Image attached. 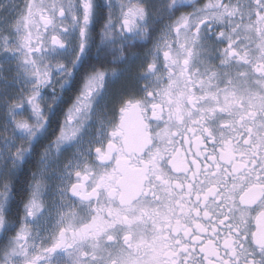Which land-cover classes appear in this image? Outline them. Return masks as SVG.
Returning <instances> with one entry per match:
<instances>
[{
  "label": "flooded vegetation",
  "instance_id": "1",
  "mask_svg": "<svg viewBox=\"0 0 264 264\" xmlns=\"http://www.w3.org/2000/svg\"><path fill=\"white\" fill-rule=\"evenodd\" d=\"M13 1L0 0V46L19 48L40 14L16 18L4 9ZM165 1L144 0L136 28L113 32L108 60L82 73V83L106 73L89 101L104 121L86 124L89 146L77 157L68 145L55 153L53 174H42L50 143L33 120L17 169L30 196L11 226L0 219V240L12 230L7 247L29 264H264V0ZM126 2L119 18L133 9ZM18 63L3 60L0 94L15 91ZM51 181L60 193L50 206L30 205L38 183ZM47 213L48 237L50 227L37 226Z\"/></svg>",
  "mask_w": 264,
  "mask_h": 264
},
{
  "label": "snow or ice",
  "instance_id": "2",
  "mask_svg": "<svg viewBox=\"0 0 264 264\" xmlns=\"http://www.w3.org/2000/svg\"><path fill=\"white\" fill-rule=\"evenodd\" d=\"M120 8L116 0H50L38 10L41 26L34 36L29 32L19 48L7 43L0 46V67L5 59L19 61L14 65L15 77L11 81L15 91L0 94V197L5 208L17 187H22V170L17 169L30 155L36 136L33 120L39 121L35 129L46 134L54 125L58 127V133H52L55 140L50 142L49 152L59 151L80 132L76 127L79 116L90 108L89 101L101 95L106 77L104 71H99L82 83V73L105 63L114 46L113 32L119 37L131 33L136 28V18L142 15L141 9L127 8L119 18ZM100 20L104 24L96 33L94 27ZM96 35L100 40L94 45ZM78 85L73 98L71 93ZM68 100L71 103L65 109ZM61 109L64 115L58 120ZM25 142L27 146H23ZM42 160L46 166V158ZM7 177H11L10 182Z\"/></svg>",
  "mask_w": 264,
  "mask_h": 264
},
{
  "label": "rangeland",
  "instance_id": "3",
  "mask_svg": "<svg viewBox=\"0 0 264 264\" xmlns=\"http://www.w3.org/2000/svg\"><path fill=\"white\" fill-rule=\"evenodd\" d=\"M127 0H116V3L118 5L121 6V8L123 6H126L128 4V2H126ZM144 2V0L140 1V0H132L133 5V9L139 8L140 5H143L142 3ZM48 3H50V0H14L13 2H5L4 4V9L7 10H14L15 11V17L17 18L22 11H27L26 15H28V17L30 16L29 13L31 12V10L33 9H41L43 7H45ZM168 1L166 0L164 2V8H166ZM120 8V9H121ZM159 9L158 7V3L157 1H152L151 2V8L150 10L152 12H156ZM30 10V12H29ZM118 15V13H117ZM25 14H23L22 19H24ZM37 24V28L39 26H41L39 24V22H36ZM38 30V29H37ZM113 33V37H114V41L116 40V36H114ZM102 71V70H101ZM108 75L112 74V70L109 69L107 71ZM91 79V78H89ZM102 95V94H101ZM90 104V108L87 109L88 111L86 113L82 112V114H80L79 116V120L78 123L76 125L77 128L80 129V132L77 134L76 138L72 141H70L67 144H64L60 147L59 151L56 150H52L51 152L48 151L45 153L46 157H48V159H46L47 163L46 166L44 164V161L42 160V166L44 167V171L42 172L43 176L48 173V174H53L55 173L54 169H55V165L57 164H53V162H55V153H59L62 154L64 151V147H69L70 150V157H77L79 152L82 150V148L89 146V141L88 139L84 136L88 133H90L93 128L90 126V124L87 126V123H91L94 121L95 118H101V122L104 121L103 120V112L101 110H99L97 104V99L94 103H89ZM94 107V108H93ZM119 107H122V105H120ZM118 107V108H119ZM93 108V109H91ZM91 109V110H90ZM24 146V145H23ZM70 172H68L69 174ZM8 180L11 181L10 177H7ZM9 181V182H10ZM3 182V178H0V183ZM40 188H43V191L41 193L36 192L32 199L33 201H31L30 205L32 203L37 205H42L44 209H42V211H44L45 209H47L50 206V202L52 201L53 197L55 198L56 195H58L60 192L59 191H55L52 192L51 186H52V181L51 182H46V183H41L37 185ZM36 201V202H34ZM33 206V205H32ZM29 207V206H28ZM4 209V204H3V198L0 197V219L3 218L2 212ZM38 218V217H36ZM49 221V214H45L38 222H37V226H40L41 224H43V226L45 224H47L50 228L46 229L44 228L45 232L44 235L46 237H48L52 232H54V227H53V223H51V225L48 223ZM1 228H2V221H0V234H1ZM41 235V234H40ZM41 237H44L43 235H41ZM45 238V237H44ZM7 247V246H6ZM17 245L14 244V242L12 243V245H8L7 248H5V250L2 253L1 256V260H0V264H29L26 259L24 258H19L18 256V251L16 250Z\"/></svg>",
  "mask_w": 264,
  "mask_h": 264
},
{
  "label": "trees",
  "instance_id": "4",
  "mask_svg": "<svg viewBox=\"0 0 264 264\" xmlns=\"http://www.w3.org/2000/svg\"><path fill=\"white\" fill-rule=\"evenodd\" d=\"M114 47L115 46H113L111 48V52L112 53H113V48ZM92 51H93V48H92ZM91 68L96 69V65L92 66ZM97 70H95V71H97ZM70 102H71V100H69V102L67 103V105H69ZM58 131H59L58 127L55 126L54 128L48 129L47 130V134L44 132V136L43 137L47 138L46 139V142L47 143H50V142L54 141L55 140V135H53L52 133H58ZM32 170H29V171H32ZM29 171H27V172H25L23 174V178H27L26 174ZM33 173H34V176H35L38 173V168H35L34 171H33ZM20 184L23 185L22 181L20 182ZM23 190H24L23 187H19L18 186L17 189H16V191L13 193V195L11 197H9V206L7 208L4 207V209H3V215L7 218L8 223L10 224V226L16 220L15 213H17V212L22 213V211H23V205H24L23 202H25L28 199V197L30 196L29 192L28 193H24ZM20 197L22 198L21 203L19 202L21 204V206H18V204H19L18 201H20V199H19ZM5 234H6V237L7 238L6 239H3L2 238L0 240V260H1L2 253H3V251L5 250V248H6L7 244H8V238H9L10 235H12V230L6 232Z\"/></svg>",
  "mask_w": 264,
  "mask_h": 264
},
{
  "label": "water",
  "instance_id": "5",
  "mask_svg": "<svg viewBox=\"0 0 264 264\" xmlns=\"http://www.w3.org/2000/svg\"><path fill=\"white\" fill-rule=\"evenodd\" d=\"M127 112H126V114H125V116H124V118H123V120H122V123H125V121H126V118H127Z\"/></svg>",
  "mask_w": 264,
  "mask_h": 264
}]
</instances>
